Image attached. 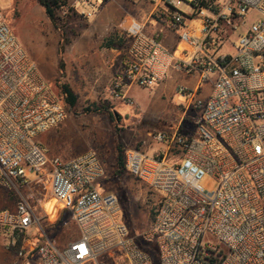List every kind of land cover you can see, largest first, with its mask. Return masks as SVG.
Masks as SVG:
<instances>
[{"label":"built area","instance_id":"1","mask_svg":"<svg viewBox=\"0 0 264 264\" xmlns=\"http://www.w3.org/2000/svg\"><path fill=\"white\" fill-rule=\"evenodd\" d=\"M56 1L64 23L89 19L105 0ZM161 4L152 34L126 23L130 43L111 95L133 105L131 87L160 85L171 71L193 85L176 88L185 100L175 131L151 135L163 153L125 152L124 170L157 198L153 221L133 235L117 197L97 190L105 168L96 151L61 161L40 143L67 112L0 9V189L17 198L13 211L0 210V230L9 248L21 238L16 264H99L101 255L109 264H264V0ZM205 178L211 188L201 186ZM63 212L77 236L58 246L42 225L55 226ZM33 226L37 248L26 234Z\"/></svg>","mask_w":264,"mask_h":264},{"label":"rangeland","instance_id":"2","mask_svg":"<svg viewBox=\"0 0 264 264\" xmlns=\"http://www.w3.org/2000/svg\"><path fill=\"white\" fill-rule=\"evenodd\" d=\"M0 9L10 31L35 62L39 75L54 94L59 91L58 84L64 83L77 96L76 106L69 110L65 121L40 136L39 141L47 154L67 161L87 150L96 151L106 165L105 176L97 183V190L117 197L122 222L130 235L145 230L151 222L157 198L125 170L117 172L114 166L116 147H121L123 157L126 150L138 146L148 156L166 150L164 144L153 142L151 135L155 132L171 134L176 129L181 116L178 106L185 98L180 94L175 97L177 84L174 79L169 77L165 83L149 89L131 87L127 95L133 105L126 104L111 95L112 82L101 67L100 45L93 46L92 42L86 46L84 35L88 32V24L84 19L72 17L65 27L68 44L62 54L63 70L59 72L60 34L37 0H0ZM256 19L254 12L249 13L246 25ZM93 105L99 110L94 111ZM191 127V123L186 124V128ZM201 186L211 188L212 182L205 178ZM16 200L13 192L0 189V210L13 211ZM34 208L39 219L42 212L39 203H35ZM42 227L58 246L77 236L75 226L70 222L62 227ZM38 232L37 226H33L26 234L33 239ZM16 261V254L8 246L7 235L0 230V264H16ZM97 261L109 264L106 255L99 256Z\"/></svg>","mask_w":264,"mask_h":264},{"label":"crops","instance_id":"3","mask_svg":"<svg viewBox=\"0 0 264 264\" xmlns=\"http://www.w3.org/2000/svg\"><path fill=\"white\" fill-rule=\"evenodd\" d=\"M162 8L161 0H105L99 11L89 19L73 16L76 20L84 19L88 24V32L85 33V37L83 36L86 38V46L89 47L92 42L93 46L100 45L99 55L101 63H103L101 67L111 82L123 70V62L130 43V37L125 31L126 23L134 21L144 27L145 34L150 35L163 23L162 18L158 19V16L162 15ZM124 21L125 23H123ZM95 36L97 38L93 39ZM110 37L114 44L110 48H106L103 46L104 40ZM163 41L167 47H171L174 38L172 35L166 34ZM169 77L174 79L177 84L176 88L179 85L188 87L193 85L192 79L186 78L180 73L171 71L165 81H168ZM174 95L178 96L176 93Z\"/></svg>","mask_w":264,"mask_h":264},{"label":"trees","instance_id":"4","mask_svg":"<svg viewBox=\"0 0 264 264\" xmlns=\"http://www.w3.org/2000/svg\"><path fill=\"white\" fill-rule=\"evenodd\" d=\"M37 2L43 8L45 15L50 20V22L53 24L54 28L60 34L57 54L59 57L58 71L62 72V70H63L62 54H63L64 48L68 44V40L65 37V27H67L69 19H71V17H73V16H68L63 23L56 16V12H55V8L57 6L56 0H37ZM113 44H114L113 39L110 37V38H107L104 40L103 46L106 48H110L111 46H113ZM58 88H59V91L56 94V96L68 114L69 110L73 109L76 106L77 96L73 93V91L70 89V87L67 84H64V83L58 84ZM93 109H94V111L99 110L98 106H96V105H93ZM87 111H89V110H87ZM140 147L141 146H138V147H135L134 149H140ZM122 153H123V151H122L121 147L118 145L116 147V156H115V163H114V166H115L117 172H120V170L124 171V168H123L124 157H123ZM100 159H101L102 163L104 164L105 173H106L105 162L103 161V159L101 157H100ZM150 193L153 194L151 191H150ZM155 209L156 208H154L152 210V213H151V215H152L151 216V222L153 221V218L155 216ZM69 222L70 221H69L67 213L63 212V213H60L58 215L55 226H61L62 227L64 225L68 224ZM151 222H150V224H151ZM32 240H33L34 247L35 248L39 247V245L41 244L40 236L37 235ZM20 245H21V238L17 241L16 247L11 248V250L16 254ZM150 248L153 250L152 246H150Z\"/></svg>","mask_w":264,"mask_h":264}]
</instances>
